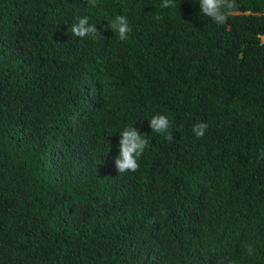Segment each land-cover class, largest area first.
I'll return each mask as SVG.
<instances>
[{
  "label": "trees",
  "instance_id": "16d2710c",
  "mask_svg": "<svg viewBox=\"0 0 264 264\" xmlns=\"http://www.w3.org/2000/svg\"><path fill=\"white\" fill-rule=\"evenodd\" d=\"M175 4L0 0V264H264V0L223 25ZM131 121L149 144L118 172Z\"/></svg>",
  "mask_w": 264,
  "mask_h": 264
},
{
  "label": "clouds",
  "instance_id": "9594fccd",
  "mask_svg": "<svg viewBox=\"0 0 264 264\" xmlns=\"http://www.w3.org/2000/svg\"><path fill=\"white\" fill-rule=\"evenodd\" d=\"M161 6L164 8L177 7L175 0H161ZM196 6L200 15L210 19L216 25H223L226 23L230 11L234 8V0H196ZM107 25L120 40L127 39L131 32L128 17L124 14H116L111 17ZM70 30L72 35L80 38L99 33L96 24L91 23L87 15L74 17ZM262 37L264 38V36H260V39ZM146 121L152 132L163 135L169 140L173 138L169 130L170 117L167 114L153 113ZM135 125L136 121L125 123L116 133V153L113 156V166L118 172L135 171L139 167V158L149 144L148 135L140 131L139 127ZM206 128L205 122H196L192 125V133L196 137H200ZM244 249L249 256L255 253L252 243H246Z\"/></svg>",
  "mask_w": 264,
  "mask_h": 264
},
{
  "label": "rangeland",
  "instance_id": "374dc122",
  "mask_svg": "<svg viewBox=\"0 0 264 264\" xmlns=\"http://www.w3.org/2000/svg\"><path fill=\"white\" fill-rule=\"evenodd\" d=\"M261 40H262V42H264V38L263 37L261 38Z\"/></svg>",
  "mask_w": 264,
  "mask_h": 264
}]
</instances>
